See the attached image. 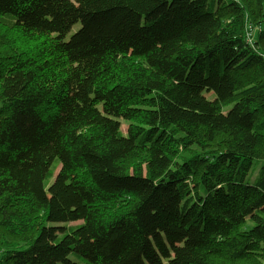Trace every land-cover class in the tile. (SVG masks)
Masks as SVG:
<instances>
[{
    "label": "trees",
    "instance_id": "16d2710c",
    "mask_svg": "<svg viewBox=\"0 0 264 264\" xmlns=\"http://www.w3.org/2000/svg\"><path fill=\"white\" fill-rule=\"evenodd\" d=\"M1 248L263 264L264 0H0Z\"/></svg>",
    "mask_w": 264,
    "mask_h": 264
},
{
    "label": "rangeland",
    "instance_id": "374dc122",
    "mask_svg": "<svg viewBox=\"0 0 264 264\" xmlns=\"http://www.w3.org/2000/svg\"><path fill=\"white\" fill-rule=\"evenodd\" d=\"M79 25L78 26H76L74 29H73V33L75 32V31H77L78 29H79ZM205 95L208 97V99H210V100H212V99H214V96L212 95V94H210V93H208V92H205ZM228 110L229 109H226L224 112L226 113V112H228ZM127 129H128V125L127 124H123V132L124 133H127ZM35 222H36V224H37V226H38V228H37V231L39 230V226L41 225V224H44V215H43V213L37 218V219H35ZM81 223L80 222H75V223H71V224H69L70 225V227H72V226H77V225H80ZM251 226L250 225H247V226H245L243 229H249ZM32 235H33V232L32 233H30V234H27V235H25V237L24 236H15L14 238H13V244H17V246L18 247H24L25 246V241H27L28 239L30 240L31 238H32ZM4 250V248H1L0 249V263L1 262H4V260L7 258V255L6 254H3V251ZM76 258V255L75 254H71V256H70V260L72 261V260H74ZM264 264V263H263Z\"/></svg>",
    "mask_w": 264,
    "mask_h": 264
}]
</instances>
